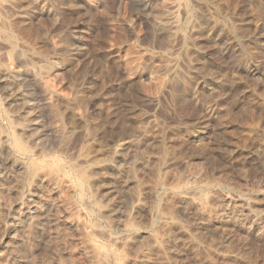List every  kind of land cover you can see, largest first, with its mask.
Segmentation results:
<instances>
[{"label":"rangeland","instance_id":"374dc122","mask_svg":"<svg viewBox=\"0 0 264 264\" xmlns=\"http://www.w3.org/2000/svg\"><path fill=\"white\" fill-rule=\"evenodd\" d=\"M0 264H264V0H0Z\"/></svg>","mask_w":264,"mask_h":264},{"label":"bare ground","instance_id":"6f19581e","mask_svg":"<svg viewBox=\"0 0 264 264\" xmlns=\"http://www.w3.org/2000/svg\"><path fill=\"white\" fill-rule=\"evenodd\" d=\"M171 160V159H170ZM172 161V160H171ZM170 162V161H169ZM41 179L43 180V181H45L46 180V178H45V175H41ZM179 201V200H178ZM189 200H187V199H182L181 198V202L180 203H182V205L180 206L182 209H185V207H187V206H185L186 204H187V202H188ZM190 203V202H189ZM188 203V204H189ZM185 206V207H184ZM38 212L37 211H33V212H30V211H28V212H26L25 214H27V215H32V214H34V215H36ZM157 242V241H156ZM160 244V243H159ZM152 247L150 248L151 249V251H154V250H156L158 247H159V245H158V247H157V243H153L152 245H151ZM161 248V247H160ZM149 251V250H148ZM149 254V253H148ZM91 259H92V257H91Z\"/></svg>","mask_w":264,"mask_h":264}]
</instances>
